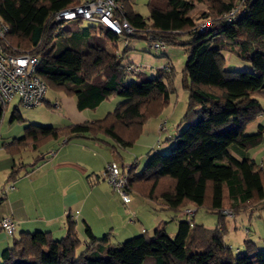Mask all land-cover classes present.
Segmentation results:
<instances>
[{"label":"trees","instance_id":"1","mask_svg":"<svg viewBox=\"0 0 264 264\" xmlns=\"http://www.w3.org/2000/svg\"><path fill=\"white\" fill-rule=\"evenodd\" d=\"M118 1L122 17L136 29L129 41L147 39L148 30L166 40L167 46L183 35L189 36L181 43L187 52L183 71L189 93L184 118H195L172 138L169 153H149L139 173L136 164L122 167L116 162L127 176L125 190L132 196L136 193L162 200L168 209L207 205L219 212V227L210 229L195 223V216L190 220L187 216V221L177 225L174 236L168 234L164 221L152 237L143 230L114 248L110 234L98 238L87 225L86 239H81L76 222L68 214L66 234L61 239H54L49 231H23L12 246L3 250L1 264H264V250L255 241L246 240L242 251L224 240L227 227L222 213L226 198L234 213L264 205L263 166L250 158H236L230 150L233 144L256 148L264 140L262 124L260 131L246 133L251 124L264 119V0H148V18L135 10L134 0ZM81 3L82 0H0V18L10 28L5 49L35 55L39 60L37 75L47 90L50 86L56 92L74 96L79 110L95 109L115 95L125 100L100 119L62 127L27 124L22 136L4 145L14 163L3 198L14 188L12 181L29 173L50 153L41 152L26 161L21 156L24 151L41 150L59 139L67 143L103 137L130 147L139 139L144 124L169 104L173 63L150 77L137 66L123 63L122 56L107 47L122 37L109 27H83L82 18L56 19L59 12ZM199 3H204L206 9H198ZM235 9L232 18L230 13ZM204 22L209 27L201 30L199 25ZM97 32L101 35L95 43ZM72 37H76V44L71 46ZM128 46L129 43L126 51ZM234 52L250 62L252 70L228 69L227 59ZM131 74L135 79L128 81ZM5 110L0 104V119ZM11 119L23 120L17 109ZM108 163L96 179L107 181L103 174ZM6 217L16 227L14 218L7 215L3 219ZM1 230L11 235L15 228L13 232ZM148 257L152 261L146 263Z\"/></svg>","mask_w":264,"mask_h":264},{"label":"crops","instance_id":"2","mask_svg":"<svg viewBox=\"0 0 264 264\" xmlns=\"http://www.w3.org/2000/svg\"><path fill=\"white\" fill-rule=\"evenodd\" d=\"M133 2L137 11L135 0ZM59 93L62 95L52 105L55 108L60 106L58 112L68 124L103 118L121 102L111 96L95 109L79 110L74 96L64 92ZM42 105L51 104L45 98ZM22 118L26 121L23 115ZM29 123L40 124L37 121H29ZM158 124L161 126L162 120ZM260 124L263 125L261 129L264 135L263 122L257 125L251 124V130L260 131ZM167 131L172 135L173 132L175 133V130L172 131L170 128ZM158 135L156 132L145 135L142 131L137 141L147 147V151L140 154L136 153L134 145L122 147L108 137H103L102 140L85 138L67 143H63L61 139L50 142L41 150L33 151L34 155L30 159L24 158L30 161L41 152H50L29 173L20 174L15 181H12L14 188L9 190L5 198L2 196V191L7 184L14 160L4 149V152L0 153V177L3 176L0 179V222L3 217L11 215L16 222V227L11 235L0 228V264L3 250L12 246L14 239L23 231H49L54 239H61L66 234L68 214L76 222V231L81 239H86V225L98 238L105 234H117L126 238L137 234L133 233L132 228L133 224L139 220L138 208L135 206L136 196L133 194L132 201L124 204L111 184L102 178L96 179V175L100 174L106 164L111 161L117 162L122 167L136 164L137 172H139L143 159L148 157L151 149H156L160 139ZM165 145L169 147L170 143ZM254 149H244L233 144L230 150L236 158H250L263 166L264 156L259 162L257 159L259 151ZM4 180L5 183H3ZM158 203L160 208H166L163 209L164 211L170 210L164 201L159 200ZM133 214L135 218H132ZM164 220L156 222V228Z\"/></svg>","mask_w":264,"mask_h":264},{"label":"rangeland","instance_id":"3","mask_svg":"<svg viewBox=\"0 0 264 264\" xmlns=\"http://www.w3.org/2000/svg\"><path fill=\"white\" fill-rule=\"evenodd\" d=\"M135 3L138 13L148 18L150 14L149 7L147 5L148 0H135ZM198 9H206V5L204 3H199ZM198 14L199 13L197 12L196 15ZM89 25H93V23L87 20H82L81 26L86 27ZM100 35L101 33H96L94 38L95 43L99 42ZM188 37V35L179 37L176 43L169 44L165 50L160 52L148 50L147 40L144 38H131L127 51L125 49L126 47L124 45L123 37H119V39L116 41L109 42L107 44L108 48L115 50L117 54L122 56L123 63L137 66L142 72L150 77H154L164 66L170 67L168 64L169 62L173 63L174 65V76L169 104L159 113L157 117H153L148 120L143 127L145 135L156 132L157 135L159 134L158 137H160L156 144V151L154 149H151L150 151L148 150L151 154L153 152H160L162 154L169 153L171 151L172 145L174 144V140L172 138L175 137V135H177L179 132L185 130L191 123L195 121V118L192 120H185L184 118L187 110L189 93L185 87V77L183 71L185 61L187 59V52L181 43L185 42ZM69 41L71 46L75 45L76 37H72V39ZM229 56L230 58L227 59L226 64L228 69L242 71L252 70L251 63L240 58L237 53L234 52L233 56ZM127 79L128 81H132L135 79V75L131 74ZM61 95L62 93L56 92L52 89V87L48 86L45 98L50 102L51 105L45 106L41 104L36 107H25L23 104L19 103L17 98H15V100L9 104L8 108L4 112V118L0 119V153L4 152L3 144L9 141L11 142L14 137L17 138L24 134V128L27 124H29V121L40 122V125L42 126L57 125L58 127H62L68 125L67 120L63 119L61 114L58 112L60 106L55 108L52 105L59 99L58 97ZM114 98L119 99V101L125 100L123 97L118 95H115ZM45 103L48 104V102ZM261 104L264 106V100H262ZM15 109H17L21 115H23L26 121L11 119L12 112ZM161 120L162 122H164V120H168L166 121L165 130L160 129L158 122L160 123ZM260 122H263L264 124V119H258L255 124L257 125ZM168 128H170L172 131L175 130V133L173 132V135L169 134V131H167ZM178 128L180 130H177ZM251 128L252 126H249L246 130V133H254ZM166 143H170L169 147L165 145ZM133 145L135 151H137L136 153L140 154L147 151V147H145L142 143H139V141H136ZM254 150L259 151L257 159H259L258 161L260 162L261 158L264 156V140ZM33 155V151L30 150H26L21 154V156H26V159H30ZM145 159H143V163L141 164V169L139 172L147 163L148 157ZM2 177L3 176H1L0 179H2ZM3 183H5V180ZM135 196V206L138 208L137 215H139V220L133 224V233H137L139 235L144 233L142 229H145V233L149 237L154 235L157 226L156 222H159L163 219H165L164 221L166 222V231L170 236H174L179 222L188 220L185 211L189 210V208L196 207L194 205H190L186 206L187 208L184 206L181 209H170L168 211H164L163 208H160V203L157 204L156 200L144 198L136 193ZM227 202L228 200L226 198L224 204L225 208L222 210V213L226 215L225 223L227 227L224 240L234 249L240 248L242 251L245 247L244 242L246 240H253L260 246V249L264 250V205L251 207L249 209H240V211L234 213L229 208ZM194 216L195 223L203 224L210 229L219 227V212L210 210L207 205L198 207V209L196 208ZM135 217V214H133L132 218ZM110 237L111 244L114 248H119L121 244L128 239L125 236H118L117 234H111ZM148 260L152 261L151 257L147 258L146 263H148Z\"/></svg>","mask_w":264,"mask_h":264},{"label":"built area","instance_id":"4","mask_svg":"<svg viewBox=\"0 0 264 264\" xmlns=\"http://www.w3.org/2000/svg\"><path fill=\"white\" fill-rule=\"evenodd\" d=\"M121 8L122 5L118 0H83L81 4L59 12L56 19L82 18L96 25H105L121 35L126 46L129 43V36H134L136 29L127 18L122 17ZM235 12L236 9L232 10L230 17L233 18ZM208 27L209 23L205 22L200 26V29L205 30ZM9 30L8 24L0 18V104L5 109L17 98L19 103L25 107L39 106L44 102L47 93L46 83L37 75L39 60L29 52L12 53L5 49L4 43ZM147 33L148 50L159 51L167 46L166 40L156 37L149 30ZM262 115L264 116V110ZM165 125L166 120L162 122L161 130L166 129ZM103 175L121 196L124 204H129L133 196L125 190L127 176L121 173L118 164L114 161L109 162ZM12 187L9 186V188ZM195 211V207L186 211L189 220L194 216ZM1 228L7 232H13L15 223L10 217H6L1 222Z\"/></svg>","mask_w":264,"mask_h":264}]
</instances>
